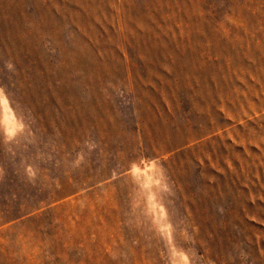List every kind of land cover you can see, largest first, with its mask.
<instances>
[{
	"label": "rangeland",
	"instance_id": "374dc122",
	"mask_svg": "<svg viewBox=\"0 0 264 264\" xmlns=\"http://www.w3.org/2000/svg\"><path fill=\"white\" fill-rule=\"evenodd\" d=\"M0 264H264V0H0Z\"/></svg>",
	"mask_w": 264,
	"mask_h": 264
}]
</instances>
